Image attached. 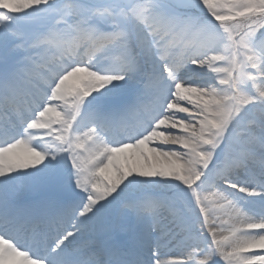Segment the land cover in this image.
<instances>
[{"label": "snow or ice", "instance_id": "obj_1", "mask_svg": "<svg viewBox=\"0 0 264 264\" xmlns=\"http://www.w3.org/2000/svg\"><path fill=\"white\" fill-rule=\"evenodd\" d=\"M0 264H264V0H0Z\"/></svg>", "mask_w": 264, "mask_h": 264}]
</instances>
